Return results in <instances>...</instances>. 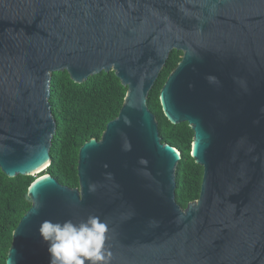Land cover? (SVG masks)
Segmentation results:
<instances>
[{
  "label": "water",
  "instance_id": "95a60500",
  "mask_svg": "<svg viewBox=\"0 0 264 264\" xmlns=\"http://www.w3.org/2000/svg\"><path fill=\"white\" fill-rule=\"evenodd\" d=\"M173 52L182 55L159 103L193 131L203 170L185 209L175 201L180 153L147 107ZM58 72L76 84L113 72L126 94L101 138L80 147L78 188L34 179L5 264H49L41 223L89 216L110 229V264H264V0H0L7 178L50 165Z\"/></svg>",
  "mask_w": 264,
  "mask_h": 264
},
{
  "label": "trees",
  "instance_id": "16d2710c",
  "mask_svg": "<svg viewBox=\"0 0 264 264\" xmlns=\"http://www.w3.org/2000/svg\"><path fill=\"white\" fill-rule=\"evenodd\" d=\"M180 55L172 53L167 70L153 87L147 107L155 117L161 142L180 153L175 172V201L185 209L199 197L203 170L190 156L193 131L187 124L172 125L163 115L159 103V92L168 71L176 67ZM125 94L126 88L113 72L89 77L82 84L74 83L67 72L52 75L49 103L56 130L46 174L63 186L78 188V151L84 143L101 138L107 123L118 116ZM33 181L32 177L7 178L0 171V264L6 263L12 233L31 206L28 188Z\"/></svg>",
  "mask_w": 264,
  "mask_h": 264
},
{
  "label": "clouds",
  "instance_id": "9594fccd",
  "mask_svg": "<svg viewBox=\"0 0 264 264\" xmlns=\"http://www.w3.org/2000/svg\"><path fill=\"white\" fill-rule=\"evenodd\" d=\"M38 231L47 244L49 264H110L112 254L106 247L110 229L96 216L78 223L45 220Z\"/></svg>",
  "mask_w": 264,
  "mask_h": 264
},
{
  "label": "bare ground",
  "instance_id": "6f19581e",
  "mask_svg": "<svg viewBox=\"0 0 264 264\" xmlns=\"http://www.w3.org/2000/svg\"><path fill=\"white\" fill-rule=\"evenodd\" d=\"M49 88H50V87H49ZM43 170L45 171L46 168H45V169H44V168L40 169L39 171L35 172L34 175L40 174V172H42ZM44 176H46V175H44ZM44 176H41V175H40V176L37 177L36 179L41 178V177H44Z\"/></svg>",
  "mask_w": 264,
  "mask_h": 264
},
{
  "label": "rangeland",
  "instance_id": "374dc122",
  "mask_svg": "<svg viewBox=\"0 0 264 264\" xmlns=\"http://www.w3.org/2000/svg\"><path fill=\"white\" fill-rule=\"evenodd\" d=\"M44 176V175H46V172L43 170L42 172H40V174H37V175H34L32 178L33 179H36L37 177H39V176Z\"/></svg>",
  "mask_w": 264,
  "mask_h": 264
},
{
  "label": "flooded vegetation",
  "instance_id": "af4514ba",
  "mask_svg": "<svg viewBox=\"0 0 264 264\" xmlns=\"http://www.w3.org/2000/svg\"><path fill=\"white\" fill-rule=\"evenodd\" d=\"M182 55V54H181ZM181 55L179 56V58H181ZM173 70V69H172ZM171 70L168 71V73L170 72Z\"/></svg>",
  "mask_w": 264,
  "mask_h": 264
},
{
  "label": "snow or ice",
  "instance_id": "6c2138e0",
  "mask_svg": "<svg viewBox=\"0 0 264 264\" xmlns=\"http://www.w3.org/2000/svg\"><path fill=\"white\" fill-rule=\"evenodd\" d=\"M43 179V178H42Z\"/></svg>",
  "mask_w": 264,
  "mask_h": 264
}]
</instances>
